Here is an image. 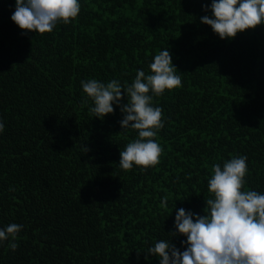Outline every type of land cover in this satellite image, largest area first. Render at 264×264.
Returning a JSON list of instances; mask_svg holds the SVG:
<instances>
[{
  "label": "trees",
  "instance_id": "obj_1",
  "mask_svg": "<svg viewBox=\"0 0 264 264\" xmlns=\"http://www.w3.org/2000/svg\"><path fill=\"white\" fill-rule=\"evenodd\" d=\"M211 0H81L70 24L25 33L0 0V264H159L143 252L171 237L175 209L203 215L213 164L247 156V189L264 192V24L221 39ZM168 48L182 86L154 98L160 162L118 166L136 136L83 104L82 80L130 84ZM126 98L122 103H126ZM168 208L162 209V198Z\"/></svg>",
  "mask_w": 264,
  "mask_h": 264
},
{
  "label": "clouds",
  "instance_id": "obj_2",
  "mask_svg": "<svg viewBox=\"0 0 264 264\" xmlns=\"http://www.w3.org/2000/svg\"><path fill=\"white\" fill-rule=\"evenodd\" d=\"M210 15L201 22L209 25L221 39L234 38L237 33L264 24V0H211L203 5ZM81 11V0H15L10 19L25 33L52 32L58 24H70ZM149 71L137 69L130 84L118 79L102 82L95 78L81 81L83 104L89 105L93 117L103 119L113 114L114 105L122 113L119 121L123 131L134 130L136 136L120 150L118 166L129 171L138 166L141 171L160 162L162 146L156 139L164 128L162 108L154 98L182 86L181 75L173 64L168 48L161 50L148 65ZM180 73V72H179ZM126 98V103L122 100ZM5 131L0 119V134ZM246 155H234L223 164H213L207 181L209 198L204 214L183 207L174 208V230L171 237L183 236L177 247L170 239H159L148 247L145 259L157 257L159 264H264V192L247 189ZM168 208V198L160 204ZM22 224L0 227V244L14 242Z\"/></svg>",
  "mask_w": 264,
  "mask_h": 264
}]
</instances>
